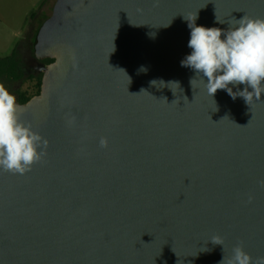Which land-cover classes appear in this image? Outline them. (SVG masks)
I'll return each instance as SVG.
<instances>
[{"label": "water", "instance_id": "95a60500", "mask_svg": "<svg viewBox=\"0 0 264 264\" xmlns=\"http://www.w3.org/2000/svg\"><path fill=\"white\" fill-rule=\"evenodd\" d=\"M195 15L227 29L264 18V0H55L33 44L52 61L16 100L46 155L0 171V264H219L237 243L264 256V93L211 97L181 65Z\"/></svg>", "mask_w": 264, "mask_h": 264}, {"label": "clouds", "instance_id": "9594fccd", "mask_svg": "<svg viewBox=\"0 0 264 264\" xmlns=\"http://www.w3.org/2000/svg\"><path fill=\"white\" fill-rule=\"evenodd\" d=\"M153 2L158 4L159 0ZM196 18V15L186 18L191 30L188 40L191 53L186 55L181 65L194 70L211 97L223 89L233 100L237 96L242 97L250 107L254 101H261L264 93V18L243 15L234 24L228 22L227 29L198 25ZM138 71L147 69L142 66ZM195 79L190 81L191 85ZM230 85L244 87L233 92ZM22 112L16 96L0 83V171L19 175L41 162L47 148V141L32 128L31 123L22 120ZM72 120L74 118L69 122ZM107 144L106 137L99 139L101 148ZM258 183L264 186V179ZM251 199L249 197V201ZM210 240L213 244L223 245V238L219 235L212 236ZM219 264H264V256L253 258L241 243H237L231 255H224Z\"/></svg>", "mask_w": 264, "mask_h": 264}, {"label": "rangeland", "instance_id": "374dc122", "mask_svg": "<svg viewBox=\"0 0 264 264\" xmlns=\"http://www.w3.org/2000/svg\"><path fill=\"white\" fill-rule=\"evenodd\" d=\"M54 2L55 0H46L44 6L38 9L36 16L26 22L20 40L14 37V49L17 50L19 57H21L24 51L27 53L28 51L32 50V42L34 36L41 26V23L51 15V10ZM32 3H35L33 4V7H37L40 4L39 0H0V17L5 22L11 23L14 26L18 22L17 18L20 17L21 10L25 7L30 8ZM42 10L43 12L41 13ZM4 31V24L2 25L0 23L1 57L7 56V54L11 53V50L13 49V46L5 43L6 36ZM0 83L4 84L9 92L14 94L15 96H17L19 93H27L31 95L35 90L34 82L31 79H27L26 77H23L21 80L11 83L5 81L4 78L0 77Z\"/></svg>", "mask_w": 264, "mask_h": 264}, {"label": "trees", "instance_id": "16d2710c", "mask_svg": "<svg viewBox=\"0 0 264 264\" xmlns=\"http://www.w3.org/2000/svg\"><path fill=\"white\" fill-rule=\"evenodd\" d=\"M45 2H46V0L40 1L38 8L36 10L30 12L26 22H28L30 19H33L36 16L38 9H40L45 4ZM35 36H36V34H35ZM35 36H34L32 45L34 44ZM51 61H52V59L48 58L47 62L50 63ZM0 77L4 78V80L9 82V83L19 81L23 78V73L21 70L20 57H19L16 49L12 50V52L7 56H4V57L0 56ZM40 85H41V80L38 79L37 83L35 84V91L31 95L27 94V93H19L18 94L19 95L18 102L19 103H25L32 96L38 94L40 91Z\"/></svg>", "mask_w": 264, "mask_h": 264}, {"label": "flooded vegetation", "instance_id": "af4514ba", "mask_svg": "<svg viewBox=\"0 0 264 264\" xmlns=\"http://www.w3.org/2000/svg\"><path fill=\"white\" fill-rule=\"evenodd\" d=\"M47 60L48 58L37 59L34 55L33 48L31 51H28L27 53L24 51L20 57L23 77H26L27 79H31L34 82V84H36L38 79L40 80L42 79L43 67L49 63L47 62ZM18 99H19V95L16 96V100Z\"/></svg>", "mask_w": 264, "mask_h": 264}, {"label": "crops", "instance_id": "0c3cea01", "mask_svg": "<svg viewBox=\"0 0 264 264\" xmlns=\"http://www.w3.org/2000/svg\"><path fill=\"white\" fill-rule=\"evenodd\" d=\"M41 0H39L40 2ZM35 2V1H34ZM33 4L35 3H32V5L29 7H25L24 9L21 10V13H20V17L17 18V24L16 25H12L11 23H7L5 22L1 17H0V23L3 25L4 24V28H5V43L6 44H9L11 46H13V49H14V37L16 39H19L21 38V34H22V31L26 25V20L28 18V15L30 14V12L36 10L38 8L37 7H33ZM38 4V3H37ZM36 6V5H34ZM44 6V5H43ZM43 12V10L41 11V13ZM22 18V19H21ZM12 49V50H13ZM11 50V51H12ZM10 53H8L7 55H9Z\"/></svg>", "mask_w": 264, "mask_h": 264}]
</instances>
